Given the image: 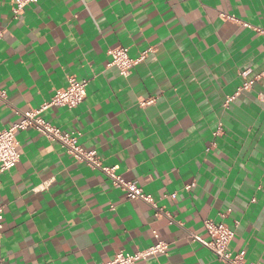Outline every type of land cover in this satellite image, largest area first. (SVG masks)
Listing matches in <instances>:
<instances>
[{"label":"crops","instance_id":"1","mask_svg":"<svg viewBox=\"0 0 264 264\" xmlns=\"http://www.w3.org/2000/svg\"><path fill=\"white\" fill-rule=\"evenodd\" d=\"M14 2L0 0V127L70 77L90 78L80 105L45 117L80 133L164 214L22 130L19 163L0 173L5 264H100L153 245L154 230L167 253L136 264H225L191 238H207L206 219L227 223L231 249L264 264V0H36L19 16ZM119 45L132 57L152 50L125 77L110 64Z\"/></svg>","mask_w":264,"mask_h":264},{"label":"built area","instance_id":"2","mask_svg":"<svg viewBox=\"0 0 264 264\" xmlns=\"http://www.w3.org/2000/svg\"><path fill=\"white\" fill-rule=\"evenodd\" d=\"M35 1L36 0H15L13 8L15 16H19L25 11L28 4ZM259 31L264 33V29L260 28ZM151 50L152 47L143 50L138 57H132L128 47L122 45L113 47L109 50V54L111 55L110 64L117 66L120 73L127 77L131 74L133 67L145 59ZM243 74L247 75L248 70L243 71ZM262 74H264V71ZM89 82L90 78L87 77L82 79H78L74 76L70 77L68 84L56 89L50 100L44 102L38 108L25 111L22 113L21 119L10 126L6 128L0 127V173L12 169L21 159L22 150L19 145L17 133L22 130L34 128L50 140L59 142L66 149L67 153L77 161L85 162L94 169H101L104 171L111 179L112 184L125 192L127 198L143 199L155 207L156 216L163 215L164 213L158 206L154 197L150 193H146L137 181L128 180L117 172L116 167L105 165L98 151L85 148L79 141L80 133L65 131L45 117L44 112L52 106L75 108L80 105L87 97ZM251 84L252 81H246L242 89L234 96L227 98L226 103H229L231 99L240 94L241 90L249 89ZM152 102L153 99L143 100L141 105H148ZM223 132L224 125L220 122L214 132V136L218 137L222 135ZM212 145L215 146L216 142L213 141ZM210 149L211 147H208L207 151ZM187 188H191V185H188ZM171 196L175 198L176 193H172ZM5 209L6 203L0 196V264H5V257L3 255ZM167 216H169L170 221H172V215L167 213ZM205 227L208 233L207 238L200 237L193 233L191 234L192 240L199 241L211 249L225 264H261L260 262L249 261L247 259L246 249H241L237 252L231 249V242L235 236V230L227 223L206 219ZM153 232L157 238L156 243L153 245L133 253L119 251L109 261L100 264H136L138 261L146 260L150 256L167 253L170 243L161 239L157 230Z\"/></svg>","mask_w":264,"mask_h":264}]
</instances>
